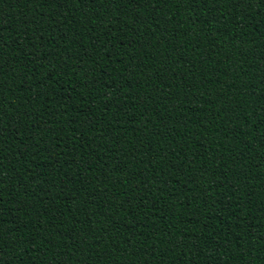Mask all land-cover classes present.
I'll return each instance as SVG.
<instances>
[{
  "label": "trees",
  "instance_id": "trees-1",
  "mask_svg": "<svg viewBox=\"0 0 264 264\" xmlns=\"http://www.w3.org/2000/svg\"><path fill=\"white\" fill-rule=\"evenodd\" d=\"M0 264H264V0H0Z\"/></svg>",
  "mask_w": 264,
  "mask_h": 264
},
{
  "label": "snow or ice",
  "instance_id": "snow-or-ice-1",
  "mask_svg": "<svg viewBox=\"0 0 264 264\" xmlns=\"http://www.w3.org/2000/svg\"><path fill=\"white\" fill-rule=\"evenodd\" d=\"M81 2H84V0H81ZM190 2L194 3L195 0H190ZM85 6H87V3H85Z\"/></svg>",
  "mask_w": 264,
  "mask_h": 264
}]
</instances>
